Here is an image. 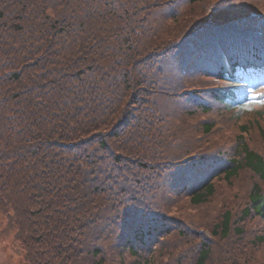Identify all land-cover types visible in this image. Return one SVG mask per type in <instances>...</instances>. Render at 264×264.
Returning <instances> with one entry per match:
<instances>
[{"label":"trees","instance_id":"obj_1","mask_svg":"<svg viewBox=\"0 0 264 264\" xmlns=\"http://www.w3.org/2000/svg\"><path fill=\"white\" fill-rule=\"evenodd\" d=\"M250 83L264 0H0V237L26 264H264Z\"/></svg>","mask_w":264,"mask_h":264},{"label":"rangeland","instance_id":"obj_2","mask_svg":"<svg viewBox=\"0 0 264 264\" xmlns=\"http://www.w3.org/2000/svg\"><path fill=\"white\" fill-rule=\"evenodd\" d=\"M0 264H26L20 254L15 253L7 239L0 237Z\"/></svg>","mask_w":264,"mask_h":264},{"label":"snow or ice","instance_id":"obj_3","mask_svg":"<svg viewBox=\"0 0 264 264\" xmlns=\"http://www.w3.org/2000/svg\"><path fill=\"white\" fill-rule=\"evenodd\" d=\"M247 88V91L252 94L253 99H255L257 96L264 97V91L254 92L252 89L256 87L254 84H248L245 86ZM260 106H264V100L260 101ZM245 108L248 107V105L244 106Z\"/></svg>","mask_w":264,"mask_h":264}]
</instances>
